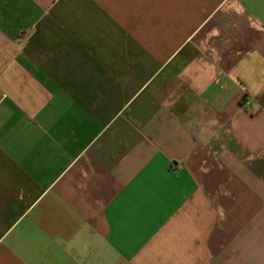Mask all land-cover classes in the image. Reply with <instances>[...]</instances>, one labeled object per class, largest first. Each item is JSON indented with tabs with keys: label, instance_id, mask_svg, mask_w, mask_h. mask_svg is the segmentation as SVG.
<instances>
[{
	"label": "crops",
	"instance_id": "1",
	"mask_svg": "<svg viewBox=\"0 0 264 264\" xmlns=\"http://www.w3.org/2000/svg\"><path fill=\"white\" fill-rule=\"evenodd\" d=\"M0 264H264V0H0Z\"/></svg>",
	"mask_w": 264,
	"mask_h": 264
}]
</instances>
